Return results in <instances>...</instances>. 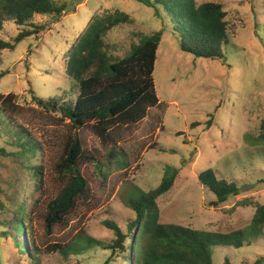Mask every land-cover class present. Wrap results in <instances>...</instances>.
Wrapping results in <instances>:
<instances>
[{
	"label": "rangeland",
	"instance_id": "rangeland-1",
	"mask_svg": "<svg viewBox=\"0 0 264 264\" xmlns=\"http://www.w3.org/2000/svg\"><path fill=\"white\" fill-rule=\"evenodd\" d=\"M55 2L66 6L60 17L34 16L33 24L44 31L22 41L14 51L0 53V96L17 97L26 127L40 144L36 157L27 156L22 163L9 157L16 150L0 132V264H32L33 258L34 264H134V259L126 263L100 246L68 261L49 249L72 244L81 236L110 244L114 236L102 225L104 221L115 222L126 233L134 215L123 206V196L131 187L144 192L156 188L167 166L178 174L171 190L158 199L160 223L221 234L246 229L256 205L264 206V145L253 140L264 118V0H196L197 5L218 3L226 13L231 43L223 48L221 60L181 53L171 33L162 31L163 22L154 10L132 0ZM115 11L132 20L107 35L118 45L120 56L135 41L134 34L161 32L153 72L159 106L138 126L120 130L110 146L88 128L67 126L57 114L38 107L32 95L41 100L71 95L66 69L72 45L94 16ZM20 31L21 27L6 22L0 38L12 43ZM76 137L86 154L78 171L88 182L89 195L78 199L63 223L49 231L44 224L46 205L71 178L54 167L67 141ZM122 156L125 165L118 162ZM98 164L106 178L98 176ZM38 167L40 173L35 171ZM207 169L218 179L235 183L239 195L217 209L211 207L215 196L198 181ZM21 204L30 216L26 239L16 238L11 226ZM20 242L24 256L16 246ZM226 260L264 264V236L251 238L240 249L212 248L213 264Z\"/></svg>",
	"mask_w": 264,
	"mask_h": 264
},
{
	"label": "trees",
	"instance_id": "trees-1",
	"mask_svg": "<svg viewBox=\"0 0 264 264\" xmlns=\"http://www.w3.org/2000/svg\"><path fill=\"white\" fill-rule=\"evenodd\" d=\"M132 1L154 10L156 17L163 22L162 31L171 33L181 53L199 59H223V48L229 46L231 36L225 20L226 13L220 4L197 5L196 0ZM65 9V4L58 5L55 0H0V34L6 22L22 28L12 43L0 38V53L14 51L19 43L44 31L42 26L33 24L34 16L51 15L57 18ZM131 23V18L119 11L94 16L68 53L66 72L72 87L71 95L41 100L33 94L32 99L37 106L57 114L74 130L88 128L102 143H109L110 146L119 138L120 130H130L148 118L150 112L159 106L153 72L161 32L134 34L135 41L120 56L116 53L118 45L109 42L107 35ZM0 132L16 150L9 157L17 161L24 163L27 156L36 157L40 150V144L26 127L24 110L12 94L0 96ZM253 140L264 145V118ZM85 156L78 138H70L63 156L55 164L58 174H69L71 178L46 205L44 224L49 231L63 223L78 199L89 195L88 182L78 171V164ZM118 162L125 165V157L122 156ZM102 169L103 165L98 164L96 172L106 178L107 173ZM35 171L40 173L41 168H35ZM177 174L176 168L167 166L156 188L147 192L133 187L129 189L123 196L122 204L133 213L134 218L127 222L126 233L115 222H103L102 225L114 236L110 244L81 236L69 245H53L49 252L68 261L71 256L82 255L86 249L100 246L118 254L126 263L134 259V264H213L212 248L240 249L246 243L250 244L251 238L256 240L264 236V206L260 205H256L246 229L232 234L160 223L158 199L171 190ZM198 181L215 196V201L209 205L216 209L240 193L235 183L218 179L212 169L201 172ZM14 215L16 218L11 224L14 236L26 239L30 216L25 214L24 204L15 209ZM25 216L28 223H24ZM127 239L131 243L127 244ZM16 246L23 256L26 255L22 242L16 243ZM33 250L38 252L34 244ZM31 261L34 264L35 258Z\"/></svg>",
	"mask_w": 264,
	"mask_h": 264
}]
</instances>
